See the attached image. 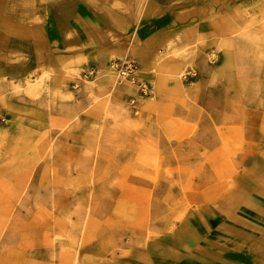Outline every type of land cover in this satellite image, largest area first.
<instances>
[{"label": "rangeland", "instance_id": "374dc122", "mask_svg": "<svg viewBox=\"0 0 264 264\" xmlns=\"http://www.w3.org/2000/svg\"><path fill=\"white\" fill-rule=\"evenodd\" d=\"M121 51L24 74L0 55V264H264V0H208L151 72L173 78L138 66L146 94Z\"/></svg>", "mask_w": 264, "mask_h": 264}, {"label": "crops", "instance_id": "0c3cea01", "mask_svg": "<svg viewBox=\"0 0 264 264\" xmlns=\"http://www.w3.org/2000/svg\"><path fill=\"white\" fill-rule=\"evenodd\" d=\"M207 1L38 0L37 7L20 10L19 21L11 17L13 12L0 13V55L8 64L12 63V58L19 57L23 74L30 65L33 68L50 67L59 72L65 66L76 65L82 55L83 58L91 57L103 51L101 53L107 56L108 49L118 48L122 49V54L132 56L143 78L171 79L172 74L161 77L160 73H151L154 67L171 64V58L159 59V54L169 41L185 32L198 30L204 24ZM19 41L20 45L14 49L13 42ZM181 65L182 61L176 62V66ZM71 79H64L67 91L72 90ZM195 79L181 84L198 82L200 76ZM148 84L151 87L149 81ZM183 88H158L155 95L161 98L163 90H167L168 98L180 97L184 94ZM146 98L151 99L152 96ZM151 102L154 105V101ZM168 107L172 111L184 110L179 104ZM149 124L150 128L154 127V122L149 121ZM261 127L256 126L259 133ZM259 161L264 164V161ZM251 207L262 208L255 204Z\"/></svg>", "mask_w": 264, "mask_h": 264}, {"label": "built area", "instance_id": "2783aa9c", "mask_svg": "<svg viewBox=\"0 0 264 264\" xmlns=\"http://www.w3.org/2000/svg\"><path fill=\"white\" fill-rule=\"evenodd\" d=\"M110 66L115 69L121 78L131 81L136 86L137 91L140 94L148 93L149 89L147 84L140 81L136 76L138 65L134 59H113L110 62ZM131 102H133V100H131Z\"/></svg>", "mask_w": 264, "mask_h": 264}, {"label": "bare ground", "instance_id": "6f19581e", "mask_svg": "<svg viewBox=\"0 0 264 264\" xmlns=\"http://www.w3.org/2000/svg\"><path fill=\"white\" fill-rule=\"evenodd\" d=\"M2 4V3H1ZM110 66V65H109ZM111 68H110V71L112 72V73H116L115 75H117L118 76V78H120V79H122L119 75H118V73L115 71V69L112 67V66H110ZM260 117V121H259V118H257V117H255L254 116V120L256 121L255 122V124H257V125H262V124H264V116H262V115H259ZM250 118V117H249ZM262 119V120H261ZM210 120V119H209ZM250 129H251V127H250ZM262 166H264V165H262ZM261 167V166H260ZM262 168H264V167H262ZM259 212V211H258ZM188 263L189 264H197L195 261H193V259H189V261H188Z\"/></svg>", "mask_w": 264, "mask_h": 264}]
</instances>
